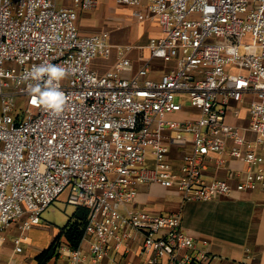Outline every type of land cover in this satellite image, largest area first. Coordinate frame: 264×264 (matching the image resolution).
I'll list each match as a JSON object with an SVG mask.
<instances>
[{
	"label": "built area",
	"instance_id": "obj_1",
	"mask_svg": "<svg viewBox=\"0 0 264 264\" xmlns=\"http://www.w3.org/2000/svg\"><path fill=\"white\" fill-rule=\"evenodd\" d=\"M115 1L134 22L162 29L129 79L122 73L132 46L117 47L106 74L91 69L113 52L107 32L82 36L77 26L97 0H0V246L19 224L13 242L22 253L68 191V203L89 212L83 241L91 260L64 246L66 264H97L110 250L124 259L136 252L140 264H215L183 230L180 213L139 210L136 198L151 184L185 203L264 194V0ZM154 59L175 67L151 79ZM47 64L67 73L59 114L30 103L28 86L37 81L26 77ZM228 159L241 165L233 185L206 179L211 161L220 169Z\"/></svg>",
	"mask_w": 264,
	"mask_h": 264
},
{
	"label": "crops",
	"instance_id": "obj_2",
	"mask_svg": "<svg viewBox=\"0 0 264 264\" xmlns=\"http://www.w3.org/2000/svg\"><path fill=\"white\" fill-rule=\"evenodd\" d=\"M130 22H132L130 9L118 5L115 0H97V6L93 11L79 13L77 26L82 36L107 32L111 39L110 43L113 46L111 56L96 58L91 63V69L98 75L102 76L115 68L118 62L117 47L121 46L115 45V41L121 40L119 38L122 37V40L126 42L125 46L133 47L128 54L132 65L129 70L123 71L124 78H132L143 63L150 59L146 47L150 41L162 36L161 27L157 23H138L135 36L131 33L130 28L133 26H130ZM143 24H146L144 30ZM146 32L153 34L149 40L142 38L143 33L146 34ZM137 47H144V49L138 50ZM140 53L143 55L141 56ZM174 67V62L167 63L154 59L151 61L148 77L158 80ZM1 110L0 99V113ZM182 116L183 114L178 115L179 118ZM234 123L246 125V122L241 120H234ZM259 153L264 156V146L259 148ZM240 168V163L232 159H228V168L220 169H217L214 161H211L206 179L231 181V177L234 176L233 170ZM231 183L234 184L233 181ZM135 208L164 216L180 213L183 230L196 241L198 246L207 248L216 256L215 264H264V194L261 191H234L230 197L208 202L185 203L173 189L157 184L141 185L138 188ZM47 229L43 223L34 227L30 231L31 235L29 233L28 242L24 244L23 252L17 254L13 240L19 234V224L12 225L6 233V242L0 246V264H37L35 258L52 245L61 228L54 227L52 236L45 244L33 241L34 233ZM64 246L66 245L59 248L58 256L47 264H66V255L62 250ZM80 248L87 255L88 260H91L90 243L82 241ZM128 260L137 264L142 262L136 252L124 259L110 250L108 256L97 264H126Z\"/></svg>",
	"mask_w": 264,
	"mask_h": 264
},
{
	"label": "clouds",
	"instance_id": "obj_3",
	"mask_svg": "<svg viewBox=\"0 0 264 264\" xmlns=\"http://www.w3.org/2000/svg\"><path fill=\"white\" fill-rule=\"evenodd\" d=\"M66 70L59 65L47 64L35 66L28 73L37 83L29 84L28 89L31 95L30 103L36 106H43L59 114L66 103V96L60 90V81L65 78ZM42 82V83H41Z\"/></svg>",
	"mask_w": 264,
	"mask_h": 264
},
{
	"label": "rangeland",
	"instance_id": "obj_4",
	"mask_svg": "<svg viewBox=\"0 0 264 264\" xmlns=\"http://www.w3.org/2000/svg\"><path fill=\"white\" fill-rule=\"evenodd\" d=\"M130 20V26H133L130 28L132 35L136 36V32L138 31L136 28V25H139L138 23L134 22L131 18ZM135 25V26H134ZM144 27H146V24H143L142 28L144 30ZM137 30V31H135ZM143 32V31H142ZM153 34L150 35L149 32H146V34L143 33V39L149 40ZM123 38V37H122ZM122 38H119L121 40H116L115 45H121L125 46L126 42L122 40ZM111 42V39H110ZM132 43V42H131ZM141 56L143 53H140ZM145 59V58H143ZM77 207L70 205L68 203V191H65L59 199L43 214L42 216V223L47 226V230L45 231H37L33 234V241H40L42 244H45L48 242V238L52 236V232L54 231V227L56 228H63L65 227L69 221L71 220L74 212L76 211ZM31 235V232H30ZM64 243L60 242L59 246H63ZM27 246V245H26ZM27 248V247H26Z\"/></svg>",
	"mask_w": 264,
	"mask_h": 264
},
{
	"label": "trees",
	"instance_id": "obj_5",
	"mask_svg": "<svg viewBox=\"0 0 264 264\" xmlns=\"http://www.w3.org/2000/svg\"><path fill=\"white\" fill-rule=\"evenodd\" d=\"M88 214L89 212L86 208L78 207L69 223L60 229V233L52 245L35 258L37 264H47L50 260L57 257L60 242H63L64 245L71 249H78L84 238Z\"/></svg>",
	"mask_w": 264,
	"mask_h": 264
}]
</instances>
